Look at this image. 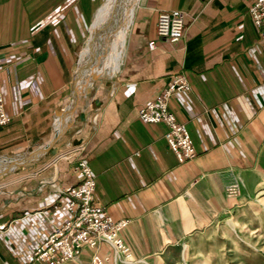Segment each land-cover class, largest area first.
<instances>
[{
  "label": "crops",
  "instance_id": "0c3cea01",
  "mask_svg": "<svg viewBox=\"0 0 264 264\" xmlns=\"http://www.w3.org/2000/svg\"><path fill=\"white\" fill-rule=\"evenodd\" d=\"M108 1L0 0V89L11 117L0 126V167L40 159L0 182V225L8 226L0 264H44L33 254L70 218L57 189L79 185V156L71 152L79 146L96 178V202L130 221L122 237L136 262L169 260L234 211L231 184L247 196L264 190V45L250 15L256 0H140L118 71L85 83L67 114L83 50ZM169 11L184 13L185 36L174 44L156 35L158 15ZM180 72L192 91L173 97L170 108L197 153L185 164L168 147V127L139 116ZM98 251L112 256L105 244ZM94 252L85 248L66 264H92Z\"/></svg>",
  "mask_w": 264,
  "mask_h": 264
},
{
  "label": "built area",
  "instance_id": "2783aa9c",
  "mask_svg": "<svg viewBox=\"0 0 264 264\" xmlns=\"http://www.w3.org/2000/svg\"><path fill=\"white\" fill-rule=\"evenodd\" d=\"M250 15L260 31L264 45V0L255 1L250 9ZM156 35L159 39L173 44L183 40L184 13L161 12L157 18ZM155 48L156 43L151 42L149 49ZM191 91L192 86L187 76L182 72L175 73L170 77L164 91L139 111L142 122L163 123L168 127L165 135L168 147L176 154L181 164L194 161L197 153L186 125L178 121L171 111L170 103L173 97ZM10 122L11 117L6 112L4 96L0 89V126ZM84 151L85 146H79L71 151L79 156L73 168L79 178V185L57 189L61 195L67 197L70 218L63 224L54 226L52 233L35 250L33 260L44 264H66L77 261L83 249L91 248L95 250L92 264H142L143 261H134L132 251L122 237L130 221L115 220L96 202V178L87 160L81 157ZM7 228V225H0V233L6 232ZM101 244L110 247L111 257L100 255L98 249Z\"/></svg>",
  "mask_w": 264,
  "mask_h": 264
},
{
  "label": "rangeland",
  "instance_id": "374dc122",
  "mask_svg": "<svg viewBox=\"0 0 264 264\" xmlns=\"http://www.w3.org/2000/svg\"><path fill=\"white\" fill-rule=\"evenodd\" d=\"M126 1L120 0L117 8L108 13L107 21L99 26L97 47L88 59L86 50L90 33L77 70V74L84 70L79 89L84 87L88 81L85 79L91 75L92 78L96 75L103 78L115 74L114 67L122 61L128 31L140 0L128 5ZM6 179L8 177L0 179V182ZM229 193L235 199L234 211L178 248L169 260L146 259L142 264H264V190L247 196L241 185L234 183L229 186Z\"/></svg>",
  "mask_w": 264,
  "mask_h": 264
},
{
  "label": "bare ground",
  "instance_id": "6f19581e",
  "mask_svg": "<svg viewBox=\"0 0 264 264\" xmlns=\"http://www.w3.org/2000/svg\"><path fill=\"white\" fill-rule=\"evenodd\" d=\"M120 0H109L106 4H105V7L102 9V10H100L99 12H98V14H97V16H96V20L94 21V24H93V27H92V32H91V39H90V41H89V45H88V47H87V50H86V54H87V56H88V59H89V55H91V53L95 50V48L97 47L96 45H97V41H98V38H99V32L97 31V30H99L98 28H99V26L101 25V24H103L104 22H106L107 21V15H108V13H110L111 11H113V10H115L116 8H117V4H118V2H119ZM137 1H139V0H134V1H132V0H128V2L126 1L125 3L128 5V3L129 2H131V3H136ZM129 7V6H128ZM127 7V8H128ZM129 26H127V28H128ZM126 28V29H127ZM105 29V28H104ZM85 53V52H84ZM86 62V61H85ZM120 62H121V60L119 61V63L117 64V66H115L114 67V69H113V72H117L118 71V69H119V67H120ZM85 65V64H84ZM80 67V66H79ZM83 71L84 70H80L79 72H78V74H77V77H76V83H75V86H74V88H73V101H74V103H73V107H72V109H70L69 110V112L67 113V114H72V113H74V109H75V107H76V105H77V102H78V98H79V96H80V89H79V81H80V78L81 77H83L84 78V74H83ZM90 78H92V75H91V77ZM84 81V80H83ZM87 83V82H86ZM76 87H78V89H79V93H78V96L75 98L74 97V91H75V88ZM67 114L65 115V116H67ZM61 127V125H59V127L58 128H60ZM62 128L64 129L65 128V123H63L62 124ZM63 131V130H62ZM45 152V151H44ZM28 158H31L32 159V161L34 160V157H26L25 159H21V160H19L18 162H16V163H14L13 165H4V166H1L0 167V170H3L4 172H7V171H9L10 169H12V168H14V167H20V166H22V164L23 163H25L26 161H28L27 159Z\"/></svg>",
  "mask_w": 264,
  "mask_h": 264
},
{
  "label": "water",
  "instance_id": "95a60500",
  "mask_svg": "<svg viewBox=\"0 0 264 264\" xmlns=\"http://www.w3.org/2000/svg\"><path fill=\"white\" fill-rule=\"evenodd\" d=\"M98 75H96L95 77L93 78H89V79H85V80H88L86 82H90L92 80H95L97 79ZM75 83H76V79L74 80V83L72 85V93H73V88L75 86ZM82 95V93H81ZM81 95L79 96L78 98V102H77V108H78V105H79V101H80V98H81ZM72 101H73V94H72ZM75 124V117L73 119V125ZM68 131V130H67ZM67 131H64V132H59L58 134H55L54 135V138L52 140V142L47 146L45 147V153H47L51 148H53L55 146V144L64 136V134H66ZM28 161H26L25 163L22 164V166H20V168L16 171H11V172H4L3 170H0V179L2 178H5V177H10V176H14L16 175L17 173H19L21 170L23 169H27V168H30L32 164H35L37 162L40 161V159H38L35 163H32V159L31 158H28L27 159ZM32 163V164H31ZM6 181V180H5ZM4 182V181H2Z\"/></svg>",
  "mask_w": 264,
  "mask_h": 264
}]
</instances>
